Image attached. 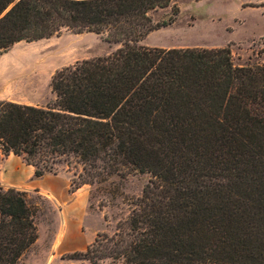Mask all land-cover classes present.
<instances>
[{
    "label": "trees",
    "instance_id": "16d2710c",
    "mask_svg": "<svg viewBox=\"0 0 264 264\" xmlns=\"http://www.w3.org/2000/svg\"><path fill=\"white\" fill-rule=\"evenodd\" d=\"M171 0H0V52L69 30L106 35V56L55 71L46 107L0 102V153L33 177L72 172L70 193L149 174L114 232L62 264H264V65L229 47L140 45ZM178 9L174 11L176 15ZM38 239L26 192L0 184V264Z\"/></svg>",
    "mask_w": 264,
    "mask_h": 264
},
{
    "label": "rangeland",
    "instance_id": "374dc122",
    "mask_svg": "<svg viewBox=\"0 0 264 264\" xmlns=\"http://www.w3.org/2000/svg\"><path fill=\"white\" fill-rule=\"evenodd\" d=\"M150 16L154 22L174 21L150 33L140 45L166 50L229 47L234 64L264 65V0H171L169 7L153 11ZM119 46L107 41L105 34L76 35L69 30L48 39L14 44L0 52V102L49 106L55 99L49 85L55 71L106 56ZM20 167L30 169L21 159L0 153V183L16 185L26 192L37 210L38 239L18 264L69 262L64 257L81 237L90 239L94 234L86 241L90 245L98 233L111 235L117 224L127 218L150 178L149 174L133 172L123 179L114 177L104 184L84 185L72 195V172L65 168L57 178L47 176L35 185L30 179L21 184L12 181ZM49 185L57 187V191ZM73 198L76 202L72 207ZM68 233L76 236L70 239ZM58 241L70 246L53 257Z\"/></svg>",
    "mask_w": 264,
    "mask_h": 264
},
{
    "label": "crops",
    "instance_id": "0c3cea01",
    "mask_svg": "<svg viewBox=\"0 0 264 264\" xmlns=\"http://www.w3.org/2000/svg\"><path fill=\"white\" fill-rule=\"evenodd\" d=\"M10 102H14V101H10ZM9 155H12V154H9ZM12 156H14V155H12ZM14 157H17V156H14ZM17 159H19V158H17ZM26 166L29 167L30 169H24V168L20 167L19 170L14 174V176L12 177V181L14 183L21 184L24 181H26L27 179H30V182L35 183V185H40V181L42 179H45V177L52 176L53 178H57V176H58V175L53 176L51 174H47V175H44L43 177H41L39 179H35V177H33L34 168L32 166H29V165H26ZM12 171H13V169L11 170V168H10V172H11L10 174H11V176H12ZM22 172L25 173V175H23ZM4 178H6V177L4 176ZM1 185L6 186V187H16V185H12V184H9V185L1 184ZM45 185H47V184H45ZM48 187L49 188H53L54 191H57V187H53L52 185H49ZM16 189H19V188L16 187ZM19 190H21V189H19ZM72 195H75V193L72 194ZM75 202H76V199L73 198V201L70 203V205L73 207V205L75 204ZM93 235L94 234L91 235L90 239H88V238L85 239V237H81V239L75 244L76 246L73 245V249H71V250L69 249V252L72 254L74 252H78V251L85 250L84 248H86V246H89V245H87L86 241L87 240L90 241L93 238ZM66 236L69 237L70 239H74V237L76 235L68 233V234H66ZM68 246H70V245H64L63 242H61V241L56 242V245L54 246V250L57 253H55L53 255V257H56L57 256L56 254H58L59 252L62 253L63 252L62 250L67 249ZM59 264H62V263H59Z\"/></svg>",
    "mask_w": 264,
    "mask_h": 264
},
{
    "label": "bare ground",
    "instance_id": "6f19581e",
    "mask_svg": "<svg viewBox=\"0 0 264 264\" xmlns=\"http://www.w3.org/2000/svg\"><path fill=\"white\" fill-rule=\"evenodd\" d=\"M6 179V178H5Z\"/></svg>",
    "mask_w": 264,
    "mask_h": 264
}]
</instances>
